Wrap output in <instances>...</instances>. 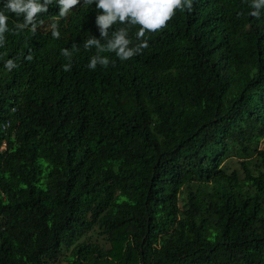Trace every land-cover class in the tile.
Instances as JSON below:
<instances>
[{
  "label": "trees",
  "instance_id": "1",
  "mask_svg": "<svg viewBox=\"0 0 264 264\" xmlns=\"http://www.w3.org/2000/svg\"><path fill=\"white\" fill-rule=\"evenodd\" d=\"M252 11L194 0L146 34L148 48L103 53L114 62L95 70V48L74 50L95 6L69 21L41 13L59 39L10 19L0 264H264V10Z\"/></svg>",
  "mask_w": 264,
  "mask_h": 264
},
{
  "label": "clouds",
  "instance_id": "2",
  "mask_svg": "<svg viewBox=\"0 0 264 264\" xmlns=\"http://www.w3.org/2000/svg\"><path fill=\"white\" fill-rule=\"evenodd\" d=\"M193 2L194 0H0V48L4 47L5 33L13 30L9 27V21L13 17L20 21L14 26L19 32H51L53 38L59 39V25L43 22L39 19L41 13H48L49 7L53 6L58 16L55 20H60L66 19L70 14L75 15L80 8L92 9L95 6L94 31L92 34L86 33L79 42L80 49L74 47V50L84 52L95 48V55L90 58L87 67L95 70L99 64L106 68L114 61L109 56L102 55L103 53L114 54L120 61L133 58L148 48L146 34L165 27L177 10L190 11ZM250 7L253 9L251 15L259 18L264 10V0H250ZM74 24L81 27L78 23ZM134 26H138L134 36L135 43L130 37V29ZM97 34L99 37L95 36ZM61 54L70 57L71 51L65 48L61 50ZM27 59H31V56ZM17 66L15 59H8L4 63L9 71ZM71 66V63L63 65L64 71L71 70ZM8 126L9 124H5L2 129L7 130ZM5 147L6 145L4 149Z\"/></svg>",
  "mask_w": 264,
  "mask_h": 264
},
{
  "label": "rangeland",
  "instance_id": "3",
  "mask_svg": "<svg viewBox=\"0 0 264 264\" xmlns=\"http://www.w3.org/2000/svg\"><path fill=\"white\" fill-rule=\"evenodd\" d=\"M261 147L263 148L264 147V140H262V144H261ZM241 161H243L242 158H234L233 160H231L230 162V172L232 171H238L241 175H243V168H242V165H241Z\"/></svg>",
  "mask_w": 264,
  "mask_h": 264
},
{
  "label": "built area",
  "instance_id": "4",
  "mask_svg": "<svg viewBox=\"0 0 264 264\" xmlns=\"http://www.w3.org/2000/svg\"><path fill=\"white\" fill-rule=\"evenodd\" d=\"M0 227H1V222H0Z\"/></svg>",
  "mask_w": 264,
  "mask_h": 264
},
{
  "label": "bare ground",
  "instance_id": "5",
  "mask_svg": "<svg viewBox=\"0 0 264 264\" xmlns=\"http://www.w3.org/2000/svg\"><path fill=\"white\" fill-rule=\"evenodd\" d=\"M202 15V14H201Z\"/></svg>",
  "mask_w": 264,
  "mask_h": 264
}]
</instances>
